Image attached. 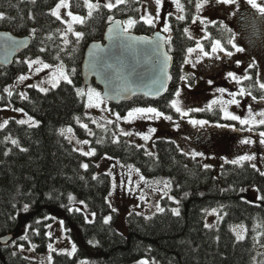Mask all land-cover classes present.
Returning a JSON list of instances; mask_svg holds the SVG:
<instances>
[{
	"label": "trees",
	"instance_id": "trees-1",
	"mask_svg": "<svg viewBox=\"0 0 264 264\" xmlns=\"http://www.w3.org/2000/svg\"><path fill=\"white\" fill-rule=\"evenodd\" d=\"M56 3L58 0H0L3 17L0 32L31 41L9 68L0 66V108L23 109L38 123L30 127L10 120L0 130V239L13 236L7 245L0 243V264H35L17 252L18 246L29 248L33 244L38 252H46L53 241L47 226L54 221L55 212L64 218L67 234L77 252L73 256L56 253L53 264H78L85 259L91 264H132L142 259L150 260V264H264V176L260 172L249 163L243 166L226 163L217 175L215 169H206L199 159L183 154L167 139L156 141V155L128 143L124 137L116 142L110 127L99 128L92 123L86 115L85 98L76 94L77 88L85 87L82 65L86 51L91 44L104 42L112 24L109 17L121 21L135 19L137 23L130 33L147 37L157 33L155 27L141 20V2L126 0L112 11L101 7L87 18L83 0H71V11L86 19L77 26L83 38L77 40L72 36L68 44L62 38L64 23L50 14ZM182 3L185 20H178L175 15L169 18L173 32L167 44L173 57L169 92L156 101L137 97L121 105L109 104L112 112L126 116L134 108L155 107L173 118L178 117L169 106L170 101L175 99L185 76L187 49L197 44L184 31L197 14L196 0H182ZM208 31L211 39L204 41L206 50H211L212 41L220 40L227 51H234L228 43L234 39L231 29L218 22L209 26ZM41 48L45 51H40ZM37 58L53 66L63 62L73 83L62 82L47 93L28 88L27 99L18 93L9 96L7 87L29 72L25 62ZM248 73L252 79L244 81V85L252 96L264 101L261 99L264 92L257 82L258 67L251 66ZM187 78L193 85L195 77ZM93 86L102 94L94 82ZM193 115L212 123H231L222 118L218 108ZM77 117L93 129V137L80 127ZM64 128H71L81 139H89L96 155L88 157L77 152L61 134ZM12 140L18 143L13 144ZM106 156L135 166L149 180H167L171 195L179 203L166 197L161 201L163 213L149 218L129 215L128 235L120 233L116 227L118 213L109 203L111 177L97 173L98 160ZM85 163L86 170L82 167ZM252 187L258 189L256 203L247 200V190ZM69 196L75 199L70 200ZM80 204L95 214L92 221L84 212L75 211ZM173 208L179 209L178 216L172 212ZM213 208H221L222 220L209 228L206 212ZM109 216L111 221L104 223ZM232 224L247 227L244 240L237 239L230 229ZM23 230L27 239L19 237ZM257 244L262 252L256 257Z\"/></svg>",
	"mask_w": 264,
	"mask_h": 264
},
{
	"label": "rangeland",
	"instance_id": "rangeland-1",
	"mask_svg": "<svg viewBox=\"0 0 264 264\" xmlns=\"http://www.w3.org/2000/svg\"><path fill=\"white\" fill-rule=\"evenodd\" d=\"M139 1L141 2V17L148 14H156L157 7L155 0ZM106 2L107 0H101L102 4ZM113 2H115V0H113ZM66 11V9L61 10L62 16H64ZM179 14L180 13H177L176 7L174 4H172L171 0H164L163 7L159 9V20L155 24L156 31L159 33H164L167 37H170L171 40L173 33L172 29L170 33L164 32L162 29L166 24L170 25V16L175 15L177 17ZM199 15L205 19L206 24H201L200 21L197 20L195 24L192 23L187 27L188 32L186 33L189 37L191 36V38L194 40L199 41L203 45L205 51L211 53V50H206L204 41L207 38H205V32L210 35L208 27L218 22L233 31L235 44L238 47L244 48V51L236 52L234 49L233 55L231 57L224 56V53H218L205 57L199 52V50L193 52L190 55L188 53L187 60H191L192 63L184 64L183 73L186 77L188 75H193L195 77V82L192 85L187 78L180 84L179 101L184 109H207V106L212 100L220 98V93L216 91L218 88L226 89V93L223 97V99L226 100L231 99V97L227 95V92H236L240 87L247 89L244 85V81L246 80H244L242 84H236L235 81L228 77L229 72L235 73L240 77L245 75L250 76L248 69L252 65H256L258 67L257 82L258 84L264 82V17H260V15L246 3V0H239L238 6L218 4L215 2V0H209ZM64 18L70 21V18L66 16ZM64 25L65 30L62 34L63 40L67 23H64ZM78 25L80 24L73 25L75 31H78ZM132 30L133 28L130 30V32ZM72 36H74L72 33L68 34V42ZM196 46L197 44L192 48H196ZM216 55H218L220 58H216ZM237 61L240 63L237 64ZM193 64H195V66H193ZM33 67L36 66L34 65ZM50 71L51 70H44L38 75L34 71H29L24 75L29 76L30 78L23 82L19 81V78L15 79L7 87V94L8 90H10L12 95L15 93H18L19 95L21 93H26L27 95L28 88H32L29 87V85H34L41 82L46 75L50 74ZM209 81H212V83H209ZM62 82L65 81L61 80L59 84ZM42 86L47 88L48 91L53 89L49 84H42ZM91 88L99 91L95 86ZM81 89L87 91V88L85 87ZM84 98L87 103L86 97ZM237 99L240 101L239 106L230 105L228 110L236 115L241 116L242 118L247 116V110L249 106H251L254 113L264 111V101L257 99L253 100L252 96L247 95L238 96ZM218 107V105H213V108ZM102 108L104 110L95 107H86V115L91 121L94 119L100 125H102V127L99 128L110 127L113 130L114 141L117 139L119 141L121 137H124L128 143L146 150L150 155H156V141L158 139H167L171 142H174L179 147L181 152L189 157H192L191 154L193 152L203 153L202 156H197L196 159H199L203 166L210 165L211 167L209 168L215 169L217 171V175L220 174L221 168L224 164H226V161L237 159L241 155L254 154L256 156L255 160L244 163H249L250 165L256 164L258 169L264 171V145L259 144L260 137L258 135L260 131H264V129H262L263 126L254 128L252 132L246 130L241 131L239 129L244 126L239 125L237 121L225 120L227 122H231L223 123L229 125V127L219 128L214 126L217 123H212L207 119H201L194 116V112L191 113V118L207 120L209 121V124L204 128L193 127L187 122L188 117L181 118L179 114L176 118L172 117V121L164 120L162 118L158 120L137 118L129 123L124 119L116 120L115 114L117 113L112 112L107 101H105V104L102 105ZM28 117L30 116L28 114L25 115V112L16 111L13 108H0V130L5 127V121H7V123L10 120L27 121ZM121 117L123 118L125 116ZM257 119H259V117H257ZM32 120L35 122V124L25 123V125L30 127L38 126L36 120L33 118ZM106 120L113 121L114 123H106ZM81 123L87 124L86 122L80 121L79 124ZM177 124L179 125L178 129L176 127ZM94 125L97 126L96 124ZM232 126H235L237 130H233ZM88 128L94 133L93 129L90 128L89 125ZM151 128L156 129L155 133L150 134L151 138L149 140H143L141 138L142 135L149 134V129ZM67 129L68 128L61 129L64 130L63 136L70 141L77 152L81 153L80 149L83 151H88L90 148L94 149L89 139H81L75 134L74 131L72 133H68ZM121 129H123L124 132L131 134L123 135L121 133ZM90 137H93V135H90ZM245 138H251L252 140L256 141V143L253 145H244L241 143V140ZM77 140H89L90 145L78 144ZM97 168L98 174L109 175V173H111V175H109L112 180L111 191L109 194V203L112 209H115V212L118 213L116 227L118 231L124 235H128L129 227L127 218L129 215L135 213L148 218L152 217L160 213L156 210V206L159 205L162 207V199L166 197H173L171 195V187L167 189L164 187L163 182L167 180H149L143 176L140 171L139 175H142L145 180L148 181V183L145 184L144 182H140V186L137 188L136 183L139 181V175L137 172L131 171V169L137 168L133 165H124L116 158L106 156L99 159L97 162ZM129 179L131 180V190H129ZM114 183L116 185L115 187H113ZM247 193L248 202L256 203L258 201L259 194L256 187L248 189ZM141 196L144 197L143 200L141 199ZM76 208L84 212L89 221L93 220L94 215L88 212L84 204H80ZM213 210H215V214L213 213ZM53 214L54 215L52 218L54 221L47 226V233H51V238L53 241L50 244H52L57 251H50L47 249L46 252L40 253L33 244H31L29 248L23 244L18 246L17 252L22 254L27 259L33 261L35 264H53L54 254L59 253L67 255V252L71 251V246L74 243L71 237L67 234L64 218L62 215L58 212ZM221 220V208L207 210L206 225H209V228L215 227L221 222ZM61 221L63 224H61ZM241 225L244 226L246 231L239 227ZM230 229L238 240H244L247 237V227L244 224H232ZM24 230L19 237H24ZM238 232L243 236V239L238 238ZM255 251L256 257L261 254L262 249L259 244L255 246ZM49 257H51V259H49ZM141 261H147L148 264H150V260L148 259H142L132 264H141ZM80 262L78 264H80ZM88 262L91 264L90 261Z\"/></svg>",
	"mask_w": 264,
	"mask_h": 264
},
{
	"label": "snow or ice",
	"instance_id": "snow-or-ice-1",
	"mask_svg": "<svg viewBox=\"0 0 264 264\" xmlns=\"http://www.w3.org/2000/svg\"><path fill=\"white\" fill-rule=\"evenodd\" d=\"M34 2V0H33ZM172 4L175 5L176 7V11L177 13H180L179 15H177V19L178 20H185V6L182 3V0H171ZM209 2V0H196L195 3V9L197 12V15L195 16V18L192 20V23L195 24L197 22V20L200 21L201 24H206V21L204 18H202L199 13L202 11V9L204 8V6ZM216 3L218 4H223V5H239V0H215ZM126 0H115V2H113V0H107L106 3H101V0H83V6L87 8V18H91L93 16V12L94 11H99V9L101 7L108 9L109 11H112L113 9L119 7L122 4H125ZM246 3L248 5L251 6L252 9H254L256 11V13H258L260 15V17H264V0H246ZM155 4L157 7V11L155 15L152 14H148L146 16H142L141 20L152 27H155L156 22L159 20V9L161 7H163L164 4V0H155ZM62 9H66L67 11L65 12L64 16H62L61 10ZM71 4H70V0H58V3H56L55 7L51 10L50 14L55 17L57 20L61 21L62 23H67V28L66 31L64 33V42L65 44L68 43V34L72 33L77 40H80L83 38V33L80 31H75L73 28L74 24H80L83 25L85 22L86 17L85 16H81L78 14H74L71 10ZM234 14V13H233ZM171 15V14H169ZM68 17L70 18V21L66 20L64 17ZM2 15H0V19H2ZM109 22L112 23V27L109 28L108 30V39L111 41L113 39H119V40H126V41H132V42H136V43H145V44H151L153 45L157 50L162 49L163 44L167 43L170 44V37H168L167 39L161 37L159 34H157L155 40H149L146 37H134L131 36L130 30L135 26V24L137 23V21L135 19H128L127 21H117L114 20V18L109 17ZM214 23V22H212ZM226 27V26H225ZM164 32L170 33L171 32V25L166 24L163 29ZM185 32H188V29H184ZM230 31V29H229ZM33 32H35V30H33ZM191 38V36L189 37ZM205 38L207 39H211L210 35L205 32ZM8 39H11L10 37H8ZM163 42V43H162ZM16 43V42H14ZM229 44H231L232 48L235 49L236 52H243L244 48L242 47H238L235 42L234 39H229L228 41ZM94 48L99 49L98 45H93ZM199 50V52L205 56L208 57L210 55H215L218 53H224V56L226 57H231L233 55V52L231 51H227L225 49V47L222 45L220 40H214L212 41V45H211V53L207 52L204 50L203 45L197 41V46L196 48H188L187 52L190 54H192L193 52ZM40 51H45V49L41 48ZM162 55V64H163V69L161 72V75L166 79V80H170L171 76L168 75L167 72V68H168V62L171 60V56L167 53V52H161ZM216 58H220L218 55H216ZM57 60H59V57L56 58ZM199 62V61H197ZM25 63H27L28 65V69L29 71H34L37 75L39 73H41L44 70H51L49 75H46L45 78L34 85H29V87H35L37 88L39 91L47 93L48 89L43 87L42 84H49L52 88H55L59 85L60 81L63 80L65 81L67 84H72V80L69 76V72L68 70L65 68L63 62L59 63L56 66H53L49 63H45L43 60L37 58L35 60H28ZM185 63H192L191 60H186ZM237 64H239L240 62L237 61ZM36 67H33V66ZM193 66H195V64H193ZM254 66V65H252ZM71 73L74 74L75 73V69H71ZM228 77L231 78V80L235 81L236 84H242L244 80H251L252 77L245 75L243 77L237 76L235 73L229 72L228 73ZM29 76H25V75H21L19 77V81L23 82L27 79H29ZM181 79L186 80L187 77H182ZM158 81H153V83H157ZM209 83H212V81H209ZM259 88L262 92H264V82L259 83ZM161 90L166 91V85L161 84V87L158 88L156 90V93L154 94H159V92ZM123 91H131V89L129 88H124ZM217 92L220 93V98L218 99H214L211 101V103L207 106V109H184L179 101V96H180V91L177 90L175 92V97L176 99H172L170 101V107L172 109L175 110V112L177 114H179V116L181 118H185L188 117L187 122L189 124H191L193 127H198V128H204L206 125L209 124V121L207 120H200V119H194L191 118V113L192 112H200V111H205V110H212L213 109V105H218V110L222 113V118L224 120H231V121H237L239 123V125L244 126L242 127L241 131L246 130L249 132H252L254 128L260 127V126H264V111H260V112H253L251 106L248 107L247 110V116L246 117H241L239 115H236L232 112H230L229 106L230 105H236L239 106L240 101L237 99L238 96H252V93L250 91H248L247 89H245L244 87H240L238 91L236 92H227V95L231 97V99H223L225 93H226V89L224 88H218L216 90ZM8 94L9 96L12 95V92L10 90H8ZM76 94L79 97H86L87 99V103H86V107L88 108H100L101 110H104L102 108V105L105 104V99L106 97L104 95H102L99 91H97L94 88H88L87 91H85L84 89L81 88H77L76 89ZM21 98L23 99H27V95L26 93H21ZM110 99V97H108ZM253 100H256L255 96H252ZM261 99H264V96L261 97ZM16 111H20L23 112V109H15ZM110 111V109H109ZM25 115H27L25 113ZM116 115V120H121L124 119L126 122L131 123L134 119H149V120H158V119H164V120H168V121H172V116L165 114L164 112H161L160 110H158L155 107H138V108H134L132 110H130L127 115L125 117H121L118 113L115 114ZM257 117H259V119H257ZM19 124H25V123H30V124H35V122L32 120L31 117H28V120H19L18 121ZM77 123H80L79 118L77 117ZM92 123L96 124L97 127H102V125H100L96 120H92ZM106 123H114L113 121L110 120H106ZM7 121L4 122V126H6ZM215 127H219V128H224V127H229V125L226 124H219L217 123L216 125H214ZM80 127H82L83 129H85L89 135H94V133L88 128L87 124H80ZM177 129L179 128V125H176ZM233 130H237L235 128V126H232ZM68 133H72L73 130L71 128L67 129ZM156 129L155 128H151L149 129V134L147 135H142V139L147 141L151 138V133H155ZM121 133L123 135H130L131 133L128 132H124L123 129H121ZM61 134H64V130H61ZM260 139H259V144L260 145H264V131H260L258 133ZM71 138V137H70ZM13 144H17L18 142L16 140H12L11 141ZM99 142V141H98ZM116 142H118V139L116 140ZM78 144H82V145H90V141L89 140H77ZM241 143L244 145H253L256 143V141L252 140L251 138H245L243 140H241ZM22 151L24 149H21ZM81 154L84 156H94L95 155V149H91L88 151H83L82 149H80ZM192 158L195 159L197 156H202L203 153H197V152H193L192 154ZM256 159V156L254 154L252 155H241L239 156L237 159L231 160V161H226V163H231L234 165H241L243 166L244 162H250ZM254 169H256L258 172H260V174L262 176H264V171H261L260 169L257 168L256 164H252L251 165ZM82 167L86 170L88 168V164H83ZM204 167L207 169L209 167H211L210 165H204ZM131 171H135L137 172V174L139 175V170L138 169H131ZM109 175H111V173H109ZM95 178V177H94ZM140 182H144L145 184L148 183V181L145 180V178L142 175H139V181L136 183V187L139 188L140 186ZM164 187L170 188V182L168 181H164ZM115 183L113 184V187H115ZM129 190H131V180L129 179ZM166 194V193H165ZM70 200H74L75 198L72 196H69ZM141 199L143 200L144 197L141 196ZM169 199L174 200V202L179 203V201H176L174 197H169ZM81 203H83L81 201ZM27 205H25V210H27ZM86 207V205H85ZM156 210L158 212L163 213L165 211V209L163 207H160L159 205L156 206ZM75 211H80V209H75ZM113 211H115V209H113ZM172 212L175 215H179V209L178 208H173ZM213 213L215 214V210H213ZM93 215H95L93 213ZM218 215V214H217ZM111 220V217H107L104 221V223H108ZM61 224H63V222L61 221ZM50 227V226H49ZM206 227H210L209 225H206ZM242 230L246 231V229H244V226L241 225L239 226ZM235 230V229H234ZM49 237H51V233H48ZM237 236L239 239H243V236L240 235V233H237ZM24 239H27V237L25 236ZM48 249L50 251H57L52 244L48 245ZM77 252V247L76 245L73 243L71 246V251L67 252V255L69 256H73L75 255V253ZM49 259H51V257H49ZM80 264H89V262L85 259V260H81ZM141 264H148L147 261H141Z\"/></svg>",
	"mask_w": 264,
	"mask_h": 264
},
{
	"label": "water",
	"instance_id": "water-1",
	"mask_svg": "<svg viewBox=\"0 0 264 264\" xmlns=\"http://www.w3.org/2000/svg\"><path fill=\"white\" fill-rule=\"evenodd\" d=\"M112 26L111 24L108 27L104 42L93 43L86 51L82 65L85 88H90L94 82L106 97L105 101L113 105L130 102L137 97L156 101L166 96L172 83L173 67V57L167 50V43L163 44L162 49L157 50L151 44L119 39L110 41L108 30ZM129 34L134 37H146L149 40H155L159 34L167 39L165 34L159 32L152 37ZM30 43L29 38L0 32V66L9 68L15 59L29 48ZM93 45H98L99 49L94 48ZM161 52H167L171 56L167 68L168 75L171 76L170 80H166L161 75L163 69ZM154 80L158 82L154 84ZM161 84L166 85V91L161 90L159 94H154ZM124 88H129L131 91H123ZM12 239L13 236L4 237L0 243L7 245Z\"/></svg>",
	"mask_w": 264,
	"mask_h": 264
},
{
	"label": "bare ground",
	"instance_id": "bare-ground-1",
	"mask_svg": "<svg viewBox=\"0 0 264 264\" xmlns=\"http://www.w3.org/2000/svg\"><path fill=\"white\" fill-rule=\"evenodd\" d=\"M1 240V239H0Z\"/></svg>",
	"mask_w": 264,
	"mask_h": 264
},
{
	"label": "flooded vegetation",
	"instance_id": "flooded-vegetation-1",
	"mask_svg": "<svg viewBox=\"0 0 264 264\" xmlns=\"http://www.w3.org/2000/svg\"><path fill=\"white\" fill-rule=\"evenodd\" d=\"M204 144V143H203Z\"/></svg>",
	"mask_w": 264,
	"mask_h": 264
}]
</instances>
